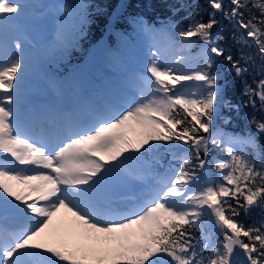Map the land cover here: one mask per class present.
<instances>
[{"label":"snow or ice","instance_id":"snow-or-ice-1","mask_svg":"<svg viewBox=\"0 0 264 264\" xmlns=\"http://www.w3.org/2000/svg\"><path fill=\"white\" fill-rule=\"evenodd\" d=\"M208 4L213 11L207 22L194 13L178 33L182 47L193 37L205 45L196 67L177 74L175 65L185 57L173 54L174 63L168 62L175 42L164 48L153 44V58L130 77L138 96L124 108L67 110L50 104L25 110L23 44L7 33L24 5L0 0V264H235V255L245 258L242 264H264V219L251 225L239 220L242 212H264V149L250 133L214 130L218 105L235 106L217 83L220 74L212 71L221 56L237 77L251 65L253 83L245 81L241 95L245 106L264 113V0ZM57 11L62 15L50 54L74 45L86 23L83 4ZM218 12L236 29L239 59L225 56L213 40ZM243 47L255 51L245 53ZM48 87L59 93L56 80ZM249 122L264 135V116L252 115ZM126 129L136 132L134 142ZM161 148L171 155L164 171L156 170L164 167L157 157ZM212 148L218 150L211 166L219 179H204ZM123 184L145 190L122 193ZM60 209L71 213L87 243L35 242ZM10 216L19 223H9ZM215 231L223 237L219 242Z\"/></svg>","mask_w":264,"mask_h":264},{"label":"rangeland","instance_id":"rangeland-1","mask_svg":"<svg viewBox=\"0 0 264 264\" xmlns=\"http://www.w3.org/2000/svg\"><path fill=\"white\" fill-rule=\"evenodd\" d=\"M20 2L24 5L20 19L7 27V33L9 36L18 37L23 44L22 54L27 63V69L23 73V107L30 100L39 101L36 102V107L50 104L59 107L64 103L69 105L64 107L67 110L86 108L87 106L101 107L102 98L113 90L118 92L115 95L111 92L113 98H118L120 94L123 96L122 102L123 104L125 102V105H121V108L137 98V86L130 77L133 73L142 71L146 63L153 58L151 55L153 44L146 42L147 35H143L146 32L143 27L136 26L134 34L136 38H142V40L119 39L112 48L97 46L93 51L95 54L93 61L89 59L83 62L77 69L66 72L64 76H52L49 74L50 72L47 73L49 68L46 69L43 65H39V62L43 61L49 65L51 64L49 62H52L58 66L59 59L65 52L57 51L50 54L51 46L56 44L57 24L62 15L58 13L57 9L61 5H78L80 2L78 0H20ZM43 8L45 11L42 14H33L35 10ZM150 34L156 36V33ZM9 44L11 53L14 49L11 48V42ZM165 44L167 42L157 36V45L164 47ZM187 47L180 45L179 48L173 49L178 55L185 57L183 64L189 63V65H185L186 68L192 65V57L198 53H190ZM168 62H170L169 54ZM183 64L176 65L180 69L177 74H181L185 69ZM50 79L58 82L59 93L48 87ZM83 92L87 93L83 94ZM135 128L136 126L132 125V129ZM125 131L128 139L133 142L137 139L135 131L130 129ZM131 167L135 169L137 164L132 162ZM126 187V193L135 192L137 195H141L145 189L141 184H126ZM120 191L123 193L122 189ZM72 221L73 217L66 209L58 210L49 229L35 242L46 245L69 243L70 246L77 242L87 243L88 241L83 236V230L73 225ZM13 222L19 223V220L15 216H10L9 223L14 224Z\"/></svg>","mask_w":264,"mask_h":264},{"label":"trees","instance_id":"trees-1","mask_svg":"<svg viewBox=\"0 0 264 264\" xmlns=\"http://www.w3.org/2000/svg\"><path fill=\"white\" fill-rule=\"evenodd\" d=\"M78 1L84 5L86 12V23L83 34L75 41L74 45L68 47L63 53L59 59L58 66L53 65L52 62L50 65L45 64L43 61L39 62V65H43L46 69L50 67L48 71L56 75H63L69 67L79 65L97 46L111 48L119 39L139 41L134 35L136 26L143 27L144 29L150 27L153 29L152 31L145 30L148 34L157 33L168 40H173L180 38L178 35L179 31L186 30L188 22L192 19L194 13H198L196 19H202L204 22H207L209 12L213 11L208 4V0ZM224 3L227 5L228 0H224ZM249 18V13L244 11V19L247 20ZM216 19L218 23L211 29L213 40L225 49V56L230 54L234 59H239L242 45L236 43L233 39V33L236 31L233 23L225 19L219 12L216 15ZM146 32L144 33L145 35L147 34ZM221 36L223 39H219ZM53 47L51 46V49ZM204 47L205 45L198 37H193L187 47L192 51L198 52L193 57V62L196 65L203 62L200 50ZM243 51L249 53L255 51V49L243 47ZM215 61L216 63L212 71L218 72L221 77L217 83L224 86L225 98L235 107L229 109L218 105L217 112L219 116L213 120L214 130L220 128L229 135L250 133L257 137L260 148L264 149V135L257 133L255 126L249 122L252 115H256L259 118L264 116V113L254 110L250 105L245 106L244 101L247 97L241 95L244 82L253 83L255 73L251 65H249L247 73L237 77L223 56L215 57ZM257 64H259V61H257ZM256 78L259 79V76ZM258 107L259 105H257ZM224 118H227L229 122L225 123ZM157 155H163L165 158L166 153L161 148L157 152ZM217 155L218 150L212 148L209 152V166L205 170L207 177L219 179L216 175V170L211 166V160L215 159ZM205 219L209 220L208 217ZM261 219H264V212H261L260 209H253L247 216L242 212L239 217V220L246 225H251ZM192 234L197 239L201 238V233L198 230H192ZM212 235L215 242L223 239L219 231L213 232ZM242 239L247 242V238L242 237ZM57 244L51 245H60L59 243ZM65 244L69 245V243ZM235 264H242V262H235Z\"/></svg>","mask_w":264,"mask_h":264},{"label":"bare ground","instance_id":"bare-ground-1","mask_svg":"<svg viewBox=\"0 0 264 264\" xmlns=\"http://www.w3.org/2000/svg\"><path fill=\"white\" fill-rule=\"evenodd\" d=\"M168 45H166V47H167ZM168 52L170 53V58L171 59H173V61H171V63H174V55L173 54H175V55H177L175 52H172L171 51V48H169V50H168ZM111 92H113V95H115V94H117L118 92H116L115 90H113V91H109L108 93H106V95L102 98V102H103V104H102V106H106V107H108V108H116V109H118V108H121V105H123V102H122V100H123V96L120 94L119 96H118V98H116V97H114L113 98V95L111 94ZM103 96V95H102ZM106 97V98H105ZM24 98V97H23ZM106 100H109V101H111L112 102V105H110V104H108L107 103V101ZM35 106H36V103H33ZM40 104V103H39ZM40 105H42V104H40ZM69 105L67 104V103H64V104H62L61 106H59V108H61V109H65L64 107H68ZM222 130V129H221Z\"/></svg>","mask_w":264,"mask_h":264},{"label":"water","instance_id":"water-1","mask_svg":"<svg viewBox=\"0 0 264 264\" xmlns=\"http://www.w3.org/2000/svg\"><path fill=\"white\" fill-rule=\"evenodd\" d=\"M242 252V250H240ZM245 258L242 255H235L234 261H243Z\"/></svg>","mask_w":264,"mask_h":264}]
</instances>
